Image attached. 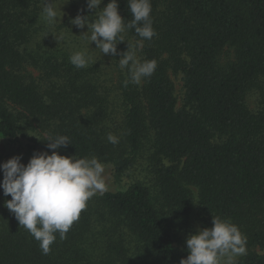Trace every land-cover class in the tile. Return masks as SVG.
Listing matches in <instances>:
<instances>
[{
	"label": "trees",
	"instance_id": "trees-1",
	"mask_svg": "<svg viewBox=\"0 0 264 264\" xmlns=\"http://www.w3.org/2000/svg\"><path fill=\"white\" fill-rule=\"evenodd\" d=\"M36 1L0 0V139L20 141L11 107L20 108L45 133L23 146L28 157L52 152L49 134L64 135L71 145L58 154L96 157L117 176L151 144L157 194L135 183L93 195L45 254L4 206L11 197L0 189V264H179L188 253L171 221L191 213L190 186L199 191L205 227L220 216L246 238L235 264H264V0H151L156 35L144 41L141 62L157 66L141 86L126 79L120 106L103 90L98 66L76 68L70 54L28 49ZM117 2L127 24V0ZM172 74L183 76L181 106ZM253 95L261 100L256 111L248 103Z\"/></svg>",
	"mask_w": 264,
	"mask_h": 264
},
{
	"label": "clouds",
	"instance_id": "clouds-1",
	"mask_svg": "<svg viewBox=\"0 0 264 264\" xmlns=\"http://www.w3.org/2000/svg\"><path fill=\"white\" fill-rule=\"evenodd\" d=\"M85 3L86 9H81L69 21L78 29L87 27V31L77 37L90 41V45L95 43V49L103 55L119 56V67L128 70L132 83L140 84L142 79L150 77L157 62H141L136 51L143 48L145 40L156 35L150 18L151 0H127L132 14L127 24L119 14L117 0H110L103 8L100 6L104 0H85ZM58 11L62 12L54 0H44L42 14L49 23L57 22ZM85 11L95 14L84 15ZM93 16L95 19H91ZM128 29H134L140 39L134 44L127 43V51L120 53L117 40L125 42L123 34ZM51 36L58 45L65 39L63 33ZM89 59L87 50L74 51L69 57L76 68L86 67ZM107 139L110 143H118V138L111 133ZM46 142L47 148L52 150L51 155L34 152L26 165L21 163L22 155L0 164L3 174L0 189L5 197H11L5 200L4 206L40 243L45 254L55 241V234L59 232L63 238L86 208L87 201L97 192L106 190L105 167L98 158L58 154V149L71 145L69 137L64 135L49 134ZM245 243L246 238L237 225L229 219L215 216L212 227L199 228L187 235L188 255L180 259L179 264H233V258L245 252Z\"/></svg>",
	"mask_w": 264,
	"mask_h": 264
},
{
	"label": "rangeland",
	"instance_id": "rangeland-1",
	"mask_svg": "<svg viewBox=\"0 0 264 264\" xmlns=\"http://www.w3.org/2000/svg\"><path fill=\"white\" fill-rule=\"evenodd\" d=\"M57 8H61L62 12L58 11V20L54 24L49 23L44 15L42 14V8L44 0H37L35 5V13L37 16V22L33 27L32 34L30 36L29 44L27 45L28 49L32 52L39 49L44 50H54L67 54H72L74 51H85L87 50V55L90 57L88 65L89 66H98V79L101 83V86L105 93L111 98H118L113 100L115 103L119 102L118 100L121 97V93L124 88V83L127 79H130L128 70H121L119 67V56L103 55L99 50H96L95 43L90 45V41L83 39L80 36L83 32L87 31V27L84 29H78L75 26L69 23L70 19H74L78 12L81 9H86L85 0H54ZM106 2L100 6L103 8L106 6ZM64 13V15H63ZM84 15H94V12L85 11ZM95 19V16L91 17ZM60 21V22H59ZM72 32V33H71ZM58 33H63L65 39L58 45L53 36ZM125 42L117 40V51L123 53L127 51V43H135V39L130 37L127 32L124 34ZM143 49V48H142ZM142 49L136 51L137 58L141 61L142 59ZM30 75L32 78H35L39 85H45L47 81L42 77L38 72L30 69ZM175 88L176 95L178 98L179 105L183 104V98L185 95V88L183 83L182 75H171ZM44 79V82L42 81ZM143 84V79L140 86ZM249 106L253 111H256L261 105V100L259 95H253L249 98ZM117 105H121L117 103ZM16 116L18 117L21 124V132L19 134V142L16 143L12 140L0 139V164L6 162L10 158L18 155H22L23 159L21 163L27 164L31 157H28L24 151L23 146L34 145L37 142L41 141L45 136V133L41 130L38 123L31 117H28L20 108L11 107ZM151 141L153 136H150ZM147 150L139 157L135 166L127 171L123 176H117L114 166L111 164H103L105 167V176H106V190L97 192L94 196L103 195L106 192H115L117 190H124L130 185L135 183H142L147 186L148 189L154 194H157L156 186V174H155V159H154V150L151 149V144H148ZM40 152H48L51 155L50 151L42 149ZM3 179V174L0 172V181ZM190 192L193 195V207L191 213L182 221H171L172 231L176 236V242L182 248L186 250L185 240L189 233H195L199 228H205L204 218H207L203 215L200 200H199V191L196 187L190 186ZM259 252L264 254V249L259 250ZM244 255L239 254L233 258V264L238 262V260Z\"/></svg>",
	"mask_w": 264,
	"mask_h": 264
}]
</instances>
